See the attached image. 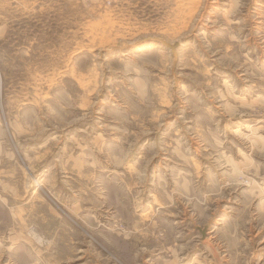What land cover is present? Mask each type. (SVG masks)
Wrapping results in <instances>:
<instances>
[{"label":"rangeland","instance_id":"rangeland-1","mask_svg":"<svg viewBox=\"0 0 264 264\" xmlns=\"http://www.w3.org/2000/svg\"><path fill=\"white\" fill-rule=\"evenodd\" d=\"M0 264H264V0H0Z\"/></svg>","mask_w":264,"mask_h":264}]
</instances>
